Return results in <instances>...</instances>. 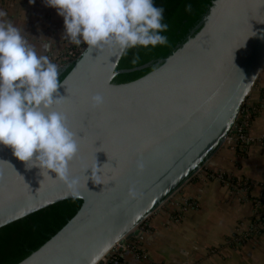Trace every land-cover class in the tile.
<instances>
[{
    "label": "water",
    "instance_id": "obj_1",
    "mask_svg": "<svg viewBox=\"0 0 264 264\" xmlns=\"http://www.w3.org/2000/svg\"><path fill=\"white\" fill-rule=\"evenodd\" d=\"M120 58L85 46L57 89L63 98L57 110L78 143L68 164L70 177L79 180L76 190L51 171L26 168L0 146V228L62 201L81 202L17 264H101L205 168L252 107L264 70V0L214 1L197 35L134 81L113 79L149 64L116 70ZM96 93L104 102L91 107ZM96 167L99 178L91 175Z\"/></svg>",
    "mask_w": 264,
    "mask_h": 264
},
{
    "label": "crops",
    "instance_id": "obj_2",
    "mask_svg": "<svg viewBox=\"0 0 264 264\" xmlns=\"http://www.w3.org/2000/svg\"><path fill=\"white\" fill-rule=\"evenodd\" d=\"M0 10L38 54L51 59L76 46L62 39V17L43 0H0ZM250 99L245 135L252 141L217 150L202 172L140 224L138 239L115 264H264L263 213L254 205L264 206V70ZM214 173L248 182L249 198L212 180Z\"/></svg>",
    "mask_w": 264,
    "mask_h": 264
},
{
    "label": "clouds",
    "instance_id": "obj_3",
    "mask_svg": "<svg viewBox=\"0 0 264 264\" xmlns=\"http://www.w3.org/2000/svg\"><path fill=\"white\" fill-rule=\"evenodd\" d=\"M62 17L63 37L69 43L86 45L123 56L129 49L165 45L168 25L163 21V7L154 0H43ZM191 5L185 6L190 11ZM0 10V146L7 147L26 168L55 178L74 191L79 180L70 177L68 164L76 156V134L66 124L63 112L57 110L63 99L57 93L58 67L47 55L22 35L21 29L3 18ZM46 50L48 44H44ZM104 98L96 93L89 97L91 107L102 105ZM138 170L142 164H137ZM99 169L91 171L97 175ZM100 173V171H99ZM99 184V183H98ZM129 195H134L132 190Z\"/></svg>",
    "mask_w": 264,
    "mask_h": 264
},
{
    "label": "trees",
    "instance_id": "obj_4",
    "mask_svg": "<svg viewBox=\"0 0 264 264\" xmlns=\"http://www.w3.org/2000/svg\"><path fill=\"white\" fill-rule=\"evenodd\" d=\"M214 1L216 0H154L155 6L164 9L162 23H166L168 29L161 35L167 37V43L129 49L121 56L116 70L133 69L145 64L149 66L140 71L117 75L113 82L120 84L134 81L179 52L202 29ZM189 4L191 10L185 11V6ZM74 63L71 62L58 75L59 82L71 71ZM238 143L241 142L236 144ZM80 204L77 200L62 201L0 228V264H17L38 249L74 216Z\"/></svg>",
    "mask_w": 264,
    "mask_h": 264
},
{
    "label": "built area",
    "instance_id": "obj_5",
    "mask_svg": "<svg viewBox=\"0 0 264 264\" xmlns=\"http://www.w3.org/2000/svg\"><path fill=\"white\" fill-rule=\"evenodd\" d=\"M85 47L74 46L67 47L61 54L54 56L53 58H49L52 63H55L58 67V72L61 71L64 67L68 66L71 62H73L84 50ZM252 109V108H250ZM250 109H245L240 117L241 122L237 126V133L233 135H229L226 142H230V144L237 143L238 141L243 144H248L249 140L245 135V129L248 125V113ZM229 140V141H228ZM259 143V142H258ZM204 168H202L198 173L202 172ZM209 177L216 181L219 184H222L225 188L234 193H240L244 198L248 199L250 195V184L241 179H233L232 176L224 173H214L210 174ZM257 210H261L263 215V224H264V206L260 203L254 204ZM143 223V222H142ZM139 227V226H138ZM138 239V238H137ZM129 242L127 241L126 246L116 245L113 249V252L102 260L101 264H115L120 258V253L125 251L128 248Z\"/></svg>",
    "mask_w": 264,
    "mask_h": 264
},
{
    "label": "rangeland",
    "instance_id": "obj_6",
    "mask_svg": "<svg viewBox=\"0 0 264 264\" xmlns=\"http://www.w3.org/2000/svg\"><path fill=\"white\" fill-rule=\"evenodd\" d=\"M247 128V127H246ZM245 131H246V129H245ZM229 141V140H228ZM228 144H230V142H226V145H228Z\"/></svg>",
    "mask_w": 264,
    "mask_h": 264
}]
</instances>
